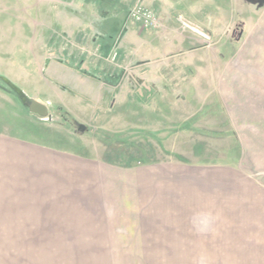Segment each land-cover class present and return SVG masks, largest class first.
Returning <instances> with one entry per match:
<instances>
[{"label": "rangeland", "instance_id": "rangeland-1", "mask_svg": "<svg viewBox=\"0 0 264 264\" xmlns=\"http://www.w3.org/2000/svg\"><path fill=\"white\" fill-rule=\"evenodd\" d=\"M135 2L0 0V264H264L183 182L229 178L237 150Z\"/></svg>", "mask_w": 264, "mask_h": 264}, {"label": "crops", "instance_id": "crops-1", "mask_svg": "<svg viewBox=\"0 0 264 264\" xmlns=\"http://www.w3.org/2000/svg\"><path fill=\"white\" fill-rule=\"evenodd\" d=\"M136 2L160 15L163 24L151 45H157L158 52L159 43L166 44L167 53L174 49V60L198 81L189 85V95L192 90L212 93L221 123L227 124L237 150L226 173L229 178L208 173L197 180L188 175L183 182L197 188L203 199L214 198L215 213H221L215 216L217 226L226 214L231 234L244 238L245 250L264 257V0ZM178 13L192 32L176 37L180 33ZM11 35L0 36L6 40ZM9 182L11 189L46 185Z\"/></svg>", "mask_w": 264, "mask_h": 264}, {"label": "built area", "instance_id": "built-area-1", "mask_svg": "<svg viewBox=\"0 0 264 264\" xmlns=\"http://www.w3.org/2000/svg\"><path fill=\"white\" fill-rule=\"evenodd\" d=\"M129 15L133 21L144 28H159L162 26L161 17L156 12L143 7L139 2L132 5Z\"/></svg>", "mask_w": 264, "mask_h": 264}, {"label": "water", "instance_id": "water-1", "mask_svg": "<svg viewBox=\"0 0 264 264\" xmlns=\"http://www.w3.org/2000/svg\"><path fill=\"white\" fill-rule=\"evenodd\" d=\"M28 109L31 113H34L39 116H46L48 112L46 105L36 100H30L28 104Z\"/></svg>", "mask_w": 264, "mask_h": 264}, {"label": "trees", "instance_id": "trees-1", "mask_svg": "<svg viewBox=\"0 0 264 264\" xmlns=\"http://www.w3.org/2000/svg\"><path fill=\"white\" fill-rule=\"evenodd\" d=\"M129 160V156H125V155H121L120 156V162L122 165L124 166H130V162L128 161Z\"/></svg>", "mask_w": 264, "mask_h": 264}]
</instances>
